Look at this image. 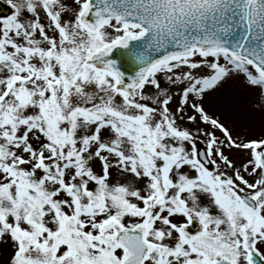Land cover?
I'll return each mask as SVG.
<instances>
[{"label":"snow or ice","instance_id":"6c2138e0","mask_svg":"<svg viewBox=\"0 0 264 264\" xmlns=\"http://www.w3.org/2000/svg\"><path fill=\"white\" fill-rule=\"evenodd\" d=\"M0 264H264V0H0Z\"/></svg>","mask_w":264,"mask_h":264},{"label":"water","instance_id":"95a60500","mask_svg":"<svg viewBox=\"0 0 264 264\" xmlns=\"http://www.w3.org/2000/svg\"><path fill=\"white\" fill-rule=\"evenodd\" d=\"M6 7V6H5Z\"/></svg>","mask_w":264,"mask_h":264}]
</instances>
